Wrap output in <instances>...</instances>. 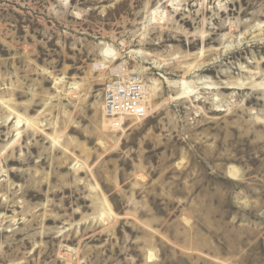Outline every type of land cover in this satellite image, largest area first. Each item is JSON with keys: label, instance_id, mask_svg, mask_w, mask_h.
<instances>
[{"label": "rangeland", "instance_id": "1", "mask_svg": "<svg viewBox=\"0 0 264 264\" xmlns=\"http://www.w3.org/2000/svg\"><path fill=\"white\" fill-rule=\"evenodd\" d=\"M0 264H264V0H0Z\"/></svg>", "mask_w": 264, "mask_h": 264}, {"label": "built area", "instance_id": "2", "mask_svg": "<svg viewBox=\"0 0 264 264\" xmlns=\"http://www.w3.org/2000/svg\"><path fill=\"white\" fill-rule=\"evenodd\" d=\"M148 103L146 87L139 79L114 83L106 88L104 106L107 116L144 118L148 114Z\"/></svg>", "mask_w": 264, "mask_h": 264}, {"label": "bare ground", "instance_id": "3", "mask_svg": "<svg viewBox=\"0 0 264 264\" xmlns=\"http://www.w3.org/2000/svg\"><path fill=\"white\" fill-rule=\"evenodd\" d=\"M110 50H111V49H110ZM110 50H109V51H110ZM111 52H114V51H111ZM102 54H104V53H102ZM106 55H107V54H106ZM105 57H106V56H105ZM102 66H103V65H102ZM138 77H139V76H138ZM130 78H131V77H130ZM133 79H136V80H137L138 78H137V77H134ZM146 89L148 90V88H146ZM151 91H152V90H151ZM151 95H152V94H151ZM147 99H149V104H150V103L152 104V99H153L152 96H150V97L147 96ZM150 101H151V102H150ZM149 106H150V105H149Z\"/></svg>", "mask_w": 264, "mask_h": 264}]
</instances>
